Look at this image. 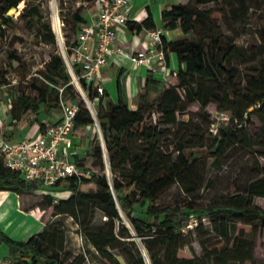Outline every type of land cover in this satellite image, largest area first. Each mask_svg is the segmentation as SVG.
I'll use <instances>...</instances> for the list:
<instances>
[{"label": "trees", "instance_id": "16d2710c", "mask_svg": "<svg viewBox=\"0 0 264 264\" xmlns=\"http://www.w3.org/2000/svg\"><path fill=\"white\" fill-rule=\"evenodd\" d=\"M21 0H9L2 14L17 7ZM190 1V2H188ZM188 2V3H187ZM214 4V8L200 9L193 7ZM218 14H215V13ZM230 14L234 22L243 23L248 13L245 0H180L178 4L165 6L161 11V20L165 30L180 28L183 34L201 29L197 40L181 38L168 40L163 35V48L166 57L173 52L178 58V69L168 72V84L154 105L149 101V90L153 88L147 83L141 94V103L132 109L120 95L117 102L108 101L105 114L98 111V121L105 143L108 166L115 175L113 183L107 175H100L96 169L105 171L104 151L98 132L87 144V154L78 164L89 169L93 167L91 178L71 176L59 181L52 187H44L40 182L25 178L22 173L5 167L0 157V190H9L19 194L42 195L49 200L50 205L57 201L56 215L68 214L74 217L82 226L86 240L97 250L100 256L115 263V255L110 252L117 250L127 264H243L254 262V243L246 239V232H254L253 220H261L264 228V209L253 202L255 197H264V166L260 175L252 181L245 192L231 197L227 203H211L205 207L195 204L156 205L154 202L160 194L175 183H179L189 197L193 198L194 191L187 186L188 179L194 174L197 157L193 154L185 156V148L205 146L207 133L200 135L193 144L176 145L166 151L160 145V126H188L189 122H180L179 115L195 103L202 109L210 103L217 104V109L228 113L230 120L227 126L218 127L212 144L202 153L218 157L225 146L232 142L240 143L245 148L255 146L264 149V62L258 63L255 73L245 81V89H240L234 82L239 76L236 64L246 61L256 62V58L249 56V50L238 46L235 40L243 32L227 38L219 32V18ZM79 21L86 23L79 15ZM1 21L8 22V18L1 16ZM130 20L128 24H131ZM2 23L1 26L4 25ZM135 29H155V23L149 16L142 23H134ZM47 30L50 42L55 40ZM227 39L228 45L216 55L215 49L221 50V45ZM250 57V58H249ZM249 58V60H248ZM46 81L55 86V95L48 98V86L37 87L38 98L25 96L24 111L40 114L43 111L60 109V100L67 105L75 102L71 77L61 55H53L41 72ZM151 82V81H150ZM154 83H158L153 80ZM59 88L63 91L60 92ZM90 97L94 91L89 88ZM79 111L75 119L73 134L84 137L86 128L94 123V119L84 102L78 101ZM255 107L253 111L251 108ZM149 113L151 122L146 123L145 114ZM259 114L261 127L254 138L245 132L246 123L253 114ZM196 134V133H195ZM140 143V149L133 147V142ZM178 155L174 158L173 152ZM264 157V153L262 154ZM199 184L204 179L199 177ZM199 186L197 189H199ZM62 193H66L62 197ZM91 203H97L99 209L107 217L103 226L91 228L89 223L80 220L79 211ZM137 205L142 207L139 213ZM122 214L127 224L117 227V221L122 220ZM209 218L213 225L220 222L223 230L219 235L230 239L229 228L233 225L240 229L233 247H226L223 251L216 248L213 252L201 255L188 252L192 248L195 233L203 230L201 220ZM192 219L200 222L193 225L194 230H187ZM226 227V229L224 228ZM49 224L37 235L27 241H16L0 232V247L5 244L8 249L6 258L12 264H63L57 253H51L46 247ZM53 244L58 240V233L51 235ZM132 236L139 238L137 244ZM143 245L144 249L141 247Z\"/></svg>", "mask_w": 264, "mask_h": 264}, {"label": "rangeland", "instance_id": "374dc122", "mask_svg": "<svg viewBox=\"0 0 264 264\" xmlns=\"http://www.w3.org/2000/svg\"><path fill=\"white\" fill-rule=\"evenodd\" d=\"M8 1L0 0L1 119L3 126L18 127L19 136L22 137L23 133L33 123L42 124L45 122L43 116L38 117L32 112L24 111V97L29 95L38 98V92L32 88V85L41 88L48 86L47 97H54L56 87L49 84L41 72L46 68L53 55L62 56V38L68 48L72 46L81 26L84 24L83 21L77 20L75 15H79L83 20H88L94 16L95 0H21L17 7L2 14ZM191 5L200 9L214 8L213 3L204 6H196L195 3H191ZM245 6L248 8V13L243 23L234 22L227 12L225 16H220L218 24V33L226 35L227 38L243 32L235 40V43L248 49L250 51L249 56L253 55L256 58V62L246 61V63L236 64L239 76L234 84L240 89H245V81L255 73L254 68L258 66V63L264 62V0H245ZM1 16L8 18V22L4 24L1 21ZM2 23L3 26H1ZM45 26L49 27L50 33L54 36L53 42H50L47 35L44 34L47 33ZM58 26L62 27L61 31ZM199 33H201L200 28L188 34L181 32L177 38L197 40ZM227 45L226 39L225 43L221 45V50L217 48L214 53L221 55ZM172 56V69L177 70L178 58L174 53ZM159 93L151 94V98H149V101L154 105L158 102ZM81 100L78 99V101ZM96 104H98L97 109L100 115L105 114V106H102L99 101H96ZM254 109L255 107L251 108L250 111ZM221 113L215 103H210L205 109L195 103L179 115L180 122H189L188 126H160L159 142L166 151L175 149L176 145L193 144L204 132L207 135L203 148L191 147L183 150L185 156L193 154L198 159L194 174L188 179L187 184L188 188L195 193L193 198L189 197L179 183H175L160 194L154 202L156 205L173 204L185 207L195 204L198 207H205L214 202L225 204L231 197L243 194L248 185L259 177L260 169L264 166V157L262 156L264 149L262 147L245 148L240 143L232 142L225 146L222 154L218 157L202 153L212 144L218 127H225L229 123V121L221 119ZM51 117L57 120L59 114L54 111ZM145 119L146 123L150 124L149 113L145 114ZM245 127L248 136L254 138L261 127L259 114H253ZM140 143L135 140L132 145L138 150ZM103 151L106 153V148H103ZM173 154L174 158L178 155L176 151ZM104 161L106 164L105 171H101L99 167L96 171L100 175H107L113 183L115 175L112 174L107 165L108 160L104 158ZM199 177L204 179L202 185L198 182ZM198 185H200L199 189H197ZM27 199H29L27 200L28 204L37 205L38 215L50 225L46 247L51 253H57L63 264H114L103 259L86 240L82 226L74 217L68 214L56 215L57 201L50 205L49 200L44 199L42 195H33ZM253 202L264 209V197H255ZM136 207L139 213H142V207L140 205ZM79 215L80 220L89 223L91 228L101 227L107 220L97 203L87 205L79 211ZM196 221L200 222L198 219ZM201 222L204 227L203 230L195 233V242L192 248H187L188 252H195L198 255L204 252H213L216 248L219 251H223L226 247L232 248L239 230L245 228L243 225H239L234 231L233 225L230 224V239H228L219 235L220 231L223 230L220 222L213 225V222L207 217L203 218ZM251 222L253 223L251 227H255L257 230L254 232L247 231L245 237L254 243V262L246 261L243 264H264L263 224L258 219ZM122 224L128 226L124 214H122V220L116 223L117 227L122 226ZM224 228L226 229L225 226ZM189 229L194 230L195 227H188L187 230ZM53 232L58 233V240L55 244L51 241ZM132 240H135L137 244L140 243L137 237L132 236ZM110 252L115 255L116 264H127L117 250ZM0 256L4 257L6 253L0 250Z\"/></svg>", "mask_w": 264, "mask_h": 264}, {"label": "built area", "instance_id": "2783aa9c", "mask_svg": "<svg viewBox=\"0 0 264 264\" xmlns=\"http://www.w3.org/2000/svg\"><path fill=\"white\" fill-rule=\"evenodd\" d=\"M95 17L84 23L76 40L68 48L62 38V58L71 77L76 102L67 105L62 99L60 106L62 118L59 122L46 125L37 139L10 142L0 137V157L5 167L18 171L29 180L38 181L44 187H52L71 176L91 178L94 169H84L70 158L66 140L73 133L75 119L79 111L78 99H82L97 125L98 133L105 148L96 101L105 94L101 72L110 63L111 55L119 52L138 67L154 61L166 60L163 48V28L150 29L149 49L130 53L123 48L114 47L117 41V26L128 24L131 0H95ZM61 31V26H58ZM93 45V50L91 46ZM94 91L90 97L89 88ZM60 92L63 91L59 88ZM221 119L230 120L228 113L222 112ZM213 126H215L213 124ZM218 131V129H217ZM104 158L108 160L107 153ZM108 165V163H107ZM197 224L192 219L188 227ZM0 264H12L9 258L0 256Z\"/></svg>", "mask_w": 264, "mask_h": 264}, {"label": "crops", "instance_id": "0c3cea01", "mask_svg": "<svg viewBox=\"0 0 264 264\" xmlns=\"http://www.w3.org/2000/svg\"><path fill=\"white\" fill-rule=\"evenodd\" d=\"M178 3L179 0H131L130 19L132 23L117 26V41L114 47L116 49L123 48L130 53L149 49L150 35L148 29L137 30L133 28L134 23H142L150 16L156 28L164 29V24L161 20L162 9L167 5ZM94 17L95 15L91 16L86 20V23L91 22ZM181 32L180 28L175 30L164 29V35L168 40L177 39ZM91 50H93V45ZM172 53L170 52L164 61H154L142 67L136 66L129 58L119 52L112 54L110 63L101 72L102 84L106 93L105 97H103V104L106 105L108 101L117 102L121 95L132 109H136L141 103L140 96L146 89L147 83L150 86L153 85V88L149 90L148 98H151V94L159 92L160 96L163 89L168 85L166 83V75L174 70L172 69ZM153 80L158 83H154ZM1 105L2 103H0V137L14 143L39 138L44 127L49 125V121H52L50 124H54L62 118L61 108L52 109L48 112L43 111L40 114L34 113L38 117L43 116L45 122L42 124L33 123L23 133L24 135L20 137L18 127L12 126L8 128L6 125L3 126ZM54 111L59 114L57 120L51 117ZM96 132H98V128L94 122L86 128L83 139L81 135L73 133L67 138L66 144L70 143L68 147L70 158L76 163L86 156L87 144ZM89 168L94 169L92 166ZM31 196L33 194H19L9 190H0V232L13 240L27 241L32 236L42 232L47 224L38 215L37 205L28 204L27 200L29 199L27 198ZM61 196L65 197L66 193H62ZM0 250H3L6 254L8 253L5 244L1 245Z\"/></svg>", "mask_w": 264, "mask_h": 264}, {"label": "water", "instance_id": "95a60500", "mask_svg": "<svg viewBox=\"0 0 264 264\" xmlns=\"http://www.w3.org/2000/svg\"><path fill=\"white\" fill-rule=\"evenodd\" d=\"M141 247L144 249L143 245H141Z\"/></svg>", "mask_w": 264, "mask_h": 264}, {"label": "bare ground", "instance_id": "6f19581e", "mask_svg": "<svg viewBox=\"0 0 264 264\" xmlns=\"http://www.w3.org/2000/svg\"><path fill=\"white\" fill-rule=\"evenodd\" d=\"M59 30H60V28H59Z\"/></svg>", "mask_w": 264, "mask_h": 264}]
</instances>
